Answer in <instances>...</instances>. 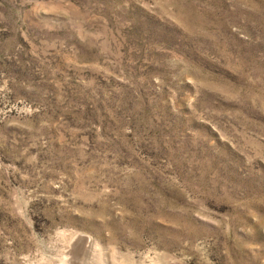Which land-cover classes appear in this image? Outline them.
<instances>
[{
    "label": "rangeland",
    "instance_id": "obj_1",
    "mask_svg": "<svg viewBox=\"0 0 264 264\" xmlns=\"http://www.w3.org/2000/svg\"><path fill=\"white\" fill-rule=\"evenodd\" d=\"M0 264H264V0H0Z\"/></svg>",
    "mask_w": 264,
    "mask_h": 264
},
{
    "label": "bare ground",
    "instance_id": "obj_2",
    "mask_svg": "<svg viewBox=\"0 0 264 264\" xmlns=\"http://www.w3.org/2000/svg\"><path fill=\"white\" fill-rule=\"evenodd\" d=\"M82 261V260H81Z\"/></svg>",
    "mask_w": 264,
    "mask_h": 264
}]
</instances>
